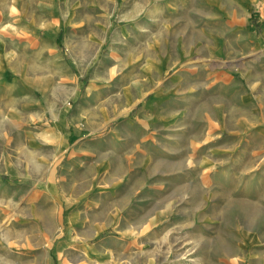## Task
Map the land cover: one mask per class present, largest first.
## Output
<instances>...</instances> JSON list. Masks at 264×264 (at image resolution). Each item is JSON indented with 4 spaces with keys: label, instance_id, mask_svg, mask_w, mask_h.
<instances>
[{
    "label": "rangeland",
    "instance_id": "1",
    "mask_svg": "<svg viewBox=\"0 0 264 264\" xmlns=\"http://www.w3.org/2000/svg\"><path fill=\"white\" fill-rule=\"evenodd\" d=\"M40 1L43 11L39 0H0V40L17 44V64L29 43L28 69L38 70L29 83L18 69L0 78L21 84L0 91V264H264V0L241 2L252 33L245 53L187 59L210 67L211 78H184L204 82L185 96L187 109L153 120L149 132L169 142L129 174L115 149L84 159L88 169H43L52 165V144L39 142L40 129L68 123L87 92L100 98L83 115L91 118L88 135L109 140L92 145H117L112 136L137 119L142 86L117 30L129 2L80 0L70 12L68 0ZM168 1L155 0L162 29L170 27ZM39 41L50 43L42 54ZM56 61L66 74L63 65L55 72ZM167 75L151 79L153 87ZM124 175L137 184L132 201L121 194L97 208L101 185ZM77 208L86 215H71Z\"/></svg>",
    "mask_w": 264,
    "mask_h": 264
},
{
    "label": "crops",
    "instance_id": "2",
    "mask_svg": "<svg viewBox=\"0 0 264 264\" xmlns=\"http://www.w3.org/2000/svg\"><path fill=\"white\" fill-rule=\"evenodd\" d=\"M68 2L70 12L71 9L75 11L81 6L80 0H68ZM126 2H129L128 9H125L121 14L123 21L117 26L118 35L122 38V41L119 42V50L123 56L131 59L134 66L132 75L138 79V85L142 86V91L140 92L139 88L137 93L138 105H140L138 117L125 124L121 134L112 136V140L116 141L117 145L107 144L103 147L98 143L92 145L91 141L93 140L95 142H108L109 140L103 141L99 135H88L91 133V118L85 119L83 115L88 114L90 117L95 102L91 100V93L87 92L73 109L68 123L62 119L59 122L54 121L50 127L40 129L39 142L52 144L51 151L46 155L48 159L51 158L52 165L43 167V169H88L91 166H86L84 159L87 161L93 153H109L115 149L119 154L116 156L126 158V161L122 162L121 173L129 174L133 169L140 167L139 159L156 158L157 148L160 149H158L160 155H163L160 147H164V145L157 146V143L158 145L161 142L168 143L169 140L167 138L163 141L158 140L155 134L149 132L150 124L153 120L171 119L174 112L187 109L186 101H184L185 96L195 93L199 89L198 86L203 85L204 82L196 81L188 84L184 80L187 75L200 77L203 80L206 77L211 78L210 67L207 68L199 63L185 65L187 59L192 57L194 61H199L201 58L219 54H226L229 58H234L245 53L248 48L246 47L247 40L252 33L248 27H245V10L241 5L242 0H169L163 4L167 11L164 21L170 24L168 29H162L155 24L158 17L155 13V0H126ZM43 8L44 6L39 0V11H43ZM70 12L68 11V14ZM249 15L248 13L247 20L251 21ZM129 21H131L130 24H128ZM163 33L164 36H162ZM24 44V47L31 46L29 43ZM49 44V42L40 43L39 41V54H42L43 48ZM15 48L18 49L17 44L4 39L0 40V78H4L3 75L8 70L15 72L18 69L21 73L18 75L21 76V80H19L21 84L29 83L26 78L36 74L38 70L32 67L28 69V65L32 64L24 56L28 54V48L25 51L26 54H22L23 56L19 58L22 70L20 66H17L19 64L12 62L14 61ZM60 65H63L65 73L59 70ZM54 66L56 73H67L63 63L60 64L59 61H56ZM166 75L165 81L157 80L153 87L151 79L164 78ZM3 81L0 82V91L18 89L21 85ZM95 99L96 103L100 100V98ZM60 126L66 133L67 140L60 138ZM46 131L51 132L50 136H45L44 132ZM77 144L78 146L73 147ZM44 155L40 154V156ZM65 157H67L66 161L61 163L60 158ZM34 169H39V165L37 164ZM125 176L113 178L118 181V184L101 185L102 188L94 196L97 208L104 204V199L121 198V194H124V199L128 200L127 203L132 201V194L137 190V184L130 183ZM49 182L48 186L55 189L53 182ZM52 193L53 197L57 194ZM148 198L144 195L140 199L138 198L137 202H145ZM113 203L115 204L114 201ZM79 205L80 203L75 204L77 207ZM114 211L113 208L112 213ZM85 212L77 208L71 215L77 217L79 214L86 215Z\"/></svg>",
    "mask_w": 264,
    "mask_h": 264
},
{
    "label": "bare ground",
    "instance_id": "3",
    "mask_svg": "<svg viewBox=\"0 0 264 264\" xmlns=\"http://www.w3.org/2000/svg\"><path fill=\"white\" fill-rule=\"evenodd\" d=\"M13 5V4H12ZM246 10V9H245ZM10 11V10H9ZM242 14V13H241ZM231 15V14H230ZM237 18V17H236ZM98 116V115H97ZM93 117V116H92ZM94 117H95V115H94ZM49 180V179H48ZM50 190L52 189V187L50 186V188H49ZM249 209V208H248ZM247 209V210H248ZM111 220V219H110ZM113 220V219H112Z\"/></svg>",
    "mask_w": 264,
    "mask_h": 264
}]
</instances>
